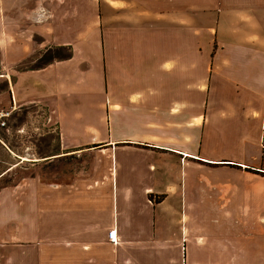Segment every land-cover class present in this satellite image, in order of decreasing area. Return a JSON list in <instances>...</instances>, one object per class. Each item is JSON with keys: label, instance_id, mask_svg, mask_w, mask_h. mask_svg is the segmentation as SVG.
Returning <instances> with one entry per match:
<instances>
[{"label": "crops", "instance_id": "obj_1", "mask_svg": "<svg viewBox=\"0 0 264 264\" xmlns=\"http://www.w3.org/2000/svg\"><path fill=\"white\" fill-rule=\"evenodd\" d=\"M2 1L9 104L52 112L60 150L49 161L98 146L113 157L51 183L48 196L34 180L6 218L9 236L57 244L66 264H151L153 252L180 247L183 264H264V0H97L96 16L90 0L81 10ZM204 34L214 44L205 102ZM50 47L70 52L19 68Z\"/></svg>", "mask_w": 264, "mask_h": 264}, {"label": "rangeland", "instance_id": "obj_2", "mask_svg": "<svg viewBox=\"0 0 264 264\" xmlns=\"http://www.w3.org/2000/svg\"><path fill=\"white\" fill-rule=\"evenodd\" d=\"M16 2L24 4L35 3L32 2V0H17ZM63 2L66 1H59L61 4H63ZM69 3L72 2L69 1ZM96 3L97 0H90L87 3L88 6L92 7L93 16L97 14ZM2 4L3 1L0 0V264L65 263L67 250L61 248V250L58 251L57 244H51L50 242H47L48 244H39L34 241H28L23 242V245H19L21 242L18 239L9 236L10 233L14 234L16 231L13 230L12 222L9 223L6 218L8 219L11 217V215H13L12 213H17L20 197L34 194V180H40L48 184V189H46L47 192L42 193L43 196H48L50 195L51 183H66L78 176H88L91 174V166L93 164L106 163L107 165H111L113 163V157L112 155H100L98 151L100 147L98 146L92 148V152L90 153L86 152L81 155L74 154L54 158L53 161H49L52 158L49 155L60 150L58 124H56L55 119L51 117L53 115L52 112L41 103L23 102L16 105L13 103L11 105L9 104L8 84L2 77L1 19L4 13ZM73 4L79 6L80 10L82 9V0H73ZM77 12L78 11L74 12V15H77ZM81 14L82 13H80V17L76 16L70 20H73V26H70L73 27L74 32L80 30L79 23L81 20L79 19H81ZM59 15H61L60 19L64 17V20H66V13L60 12ZM29 17L31 16L29 15ZM31 21L36 22L35 17H32ZM32 40L36 46L39 38L34 34ZM203 40L206 41L205 34ZM211 42L212 41H206L197 48L198 51L203 53L209 52L204 55L202 80L201 83L199 81L198 84V86H202L204 102L208 98L207 90L210 84V59L208 56L214 45ZM216 46L218 45L216 44ZM208 47L210 48L208 49ZM69 52L70 51H68L66 47H50L46 51L34 50L33 48V54L30 58L21 62L19 68L41 67L50 60V57H65ZM96 80L99 82V77L95 78L92 75L91 84L93 87L97 84ZM188 80V91L191 89L193 90L194 81L190 77H188ZM142 147H144V145ZM155 163L161 164L158 158L155 159ZM148 199L154 204L160 199V196L156 194L155 196L152 195L148 197ZM27 202H29V197H27ZM26 206L32 207L33 204L30 202L27 203ZM41 210L46 212L47 209L42 208ZM156 220H158V228L163 225V220H160L159 216H157ZM63 247H66V245ZM153 255L150 258L151 264H175L172 256L177 257V264H183L184 261V253H181V247L179 252L165 251L161 253L156 251L153 252Z\"/></svg>", "mask_w": 264, "mask_h": 264}, {"label": "built area", "instance_id": "obj_3", "mask_svg": "<svg viewBox=\"0 0 264 264\" xmlns=\"http://www.w3.org/2000/svg\"><path fill=\"white\" fill-rule=\"evenodd\" d=\"M107 238H108L109 242L116 244L117 243L116 230H114V229L109 230L107 233Z\"/></svg>", "mask_w": 264, "mask_h": 264}, {"label": "bare ground", "instance_id": "obj_4", "mask_svg": "<svg viewBox=\"0 0 264 264\" xmlns=\"http://www.w3.org/2000/svg\"><path fill=\"white\" fill-rule=\"evenodd\" d=\"M23 159H25V158H23Z\"/></svg>", "mask_w": 264, "mask_h": 264}, {"label": "trees", "instance_id": "obj_5", "mask_svg": "<svg viewBox=\"0 0 264 264\" xmlns=\"http://www.w3.org/2000/svg\"><path fill=\"white\" fill-rule=\"evenodd\" d=\"M47 63V62H46Z\"/></svg>", "mask_w": 264, "mask_h": 264}]
</instances>
